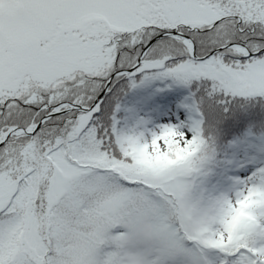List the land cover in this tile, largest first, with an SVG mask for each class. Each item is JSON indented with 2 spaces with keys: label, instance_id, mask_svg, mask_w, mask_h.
I'll use <instances>...</instances> for the list:
<instances>
[{
  "label": "snow or ice",
  "instance_id": "6c2138e0",
  "mask_svg": "<svg viewBox=\"0 0 264 264\" xmlns=\"http://www.w3.org/2000/svg\"><path fill=\"white\" fill-rule=\"evenodd\" d=\"M0 264H264V0H0Z\"/></svg>",
  "mask_w": 264,
  "mask_h": 264
}]
</instances>
